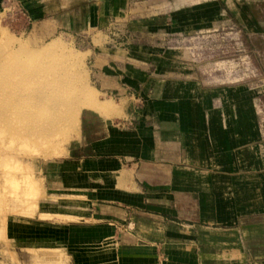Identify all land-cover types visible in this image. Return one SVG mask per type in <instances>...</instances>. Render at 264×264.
Instances as JSON below:
<instances>
[{"label": "crops", "instance_id": "1", "mask_svg": "<svg viewBox=\"0 0 264 264\" xmlns=\"http://www.w3.org/2000/svg\"><path fill=\"white\" fill-rule=\"evenodd\" d=\"M16 1L43 39L79 31L90 40L113 19L127 25L112 47L94 49L90 70L116 111L97 104L113 114L83 117L67 155L44 166L50 204L17 224L24 237L40 229L41 241L23 247L59 251L67 264H264V130L254 91L202 78L160 43L164 33L216 27L218 1L156 22L152 14L130 21L132 0Z\"/></svg>", "mask_w": 264, "mask_h": 264}, {"label": "rangeland", "instance_id": "2", "mask_svg": "<svg viewBox=\"0 0 264 264\" xmlns=\"http://www.w3.org/2000/svg\"><path fill=\"white\" fill-rule=\"evenodd\" d=\"M205 1L208 0H132L137 7L133 8L130 21L140 19H134L138 14L146 15L148 21H153L154 16L155 22L163 16L175 20L199 12L200 6L192 5ZM217 1L216 27L208 25L196 34L164 33L160 43L178 53L177 56L174 53L175 57L193 64L202 78L219 83H241L253 90L255 110L264 130V0ZM174 5L182 7L174 11ZM2 9L0 264H67L59 251L24 248L25 239L28 243L29 239L36 238L40 243L42 233L31 226L24 237L23 231L18 229V220L32 217L33 221L41 205L49 206L43 195L44 166L67 155L78 138L83 117L105 118L113 114L99 109L97 104L110 105L116 111L114 103L101 101L90 70L96 49L112 47L121 37L120 33L127 31V25L120 26L113 19L101 30L92 32L90 40L79 31L43 39L31 31L32 24L11 23ZM55 83L69 88L49 86ZM40 91L43 100L60 97L61 101L46 105L49 101L43 103L33 97ZM45 236L47 240L48 235Z\"/></svg>", "mask_w": 264, "mask_h": 264}, {"label": "built area", "instance_id": "3", "mask_svg": "<svg viewBox=\"0 0 264 264\" xmlns=\"http://www.w3.org/2000/svg\"><path fill=\"white\" fill-rule=\"evenodd\" d=\"M2 13L11 23L18 21L31 24L27 11L16 0H2Z\"/></svg>", "mask_w": 264, "mask_h": 264}, {"label": "bare ground", "instance_id": "4", "mask_svg": "<svg viewBox=\"0 0 264 264\" xmlns=\"http://www.w3.org/2000/svg\"><path fill=\"white\" fill-rule=\"evenodd\" d=\"M68 80H69V79H68ZM68 82H70V81H68ZM47 86H48V85H47ZM49 86H50V87H51V86H55V87L58 86V87L69 88L68 86H61L60 84H56V83L53 84V85L50 84ZM49 86H48V87H49ZM42 93H43V92H41V91H40V92H37V93H34L35 95H33V97L35 96L37 99H39V100H40L41 102H43V103H45V101H46V102L49 101L46 105H49V104L52 105L54 102L58 103V102L61 101V100H60V97L51 98V99H49V100H48V99L43 100L44 98H42ZM35 97H34V98H35ZM96 104H97V103H96ZM41 105H42V104H41ZM43 106H44V105H43ZM109 106H110V105L105 104V108H107V107H109ZM44 108H45V107H44ZM72 114H73V113H72ZM10 178H11V177H10ZM12 179H13V177H12ZM10 181H11V180H10ZM13 182H14V180H13ZM9 183H10V182H8V184H9ZM5 184H6V183H5ZM8 184H7V186H8ZM10 184H11V183H10ZM10 184H9V185H10ZM13 184H14V183H13ZM4 190H5V189H4ZM3 193H4V192H3ZM3 197H4V196H3ZM3 201H4V200H3Z\"/></svg>", "mask_w": 264, "mask_h": 264}]
</instances>
